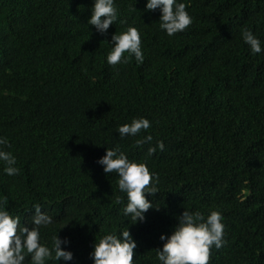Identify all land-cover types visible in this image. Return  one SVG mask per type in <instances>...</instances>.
<instances>
[{"label": "trees", "instance_id": "1", "mask_svg": "<svg viewBox=\"0 0 264 264\" xmlns=\"http://www.w3.org/2000/svg\"><path fill=\"white\" fill-rule=\"evenodd\" d=\"M184 2L192 23L168 36L158 10L140 11L145 0H116L144 60L110 65L105 39L123 25L107 36L88 25L92 0H0V136L19 168L9 176L0 162V202L22 222L40 204L54 219L44 240L60 228L71 240L68 264H92L91 241L125 224L134 264H160L159 235L183 208L222 213L208 264H264V51L241 36L248 28L264 46V0ZM139 116L151 127L120 137ZM157 141L164 149L147 155ZM116 145L158 174L143 223L123 216L117 177L96 163Z\"/></svg>", "mask_w": 264, "mask_h": 264}, {"label": "clouds", "instance_id": "2", "mask_svg": "<svg viewBox=\"0 0 264 264\" xmlns=\"http://www.w3.org/2000/svg\"><path fill=\"white\" fill-rule=\"evenodd\" d=\"M157 10L159 28L168 36L182 32L192 23V16L187 11L184 0H145L144 8L140 11ZM90 13L87 24L94 26L101 35L107 36L109 26L117 21L123 25L120 31L111 33L110 39H105L110 45L105 57L108 64L127 63L133 56L136 63L143 62L141 32L134 24L120 19L116 0H92ZM241 36L251 53L264 51L260 38L250 29L243 28ZM150 127L151 121L139 116L118 125L117 132L122 138L135 137L142 129ZM151 140V134H147L136 139L135 144L142 146ZM8 144L7 138L0 136L3 172L13 176L18 174L19 168L16 166V156L5 150L4 146ZM157 147L163 150V141H157L156 146L150 145L147 155L155 152ZM96 163L102 166L105 174H115L117 177V187L126 196V202L125 196L116 197L117 203L123 204V216L129 217L134 223H143L145 213L154 208L153 200L148 199V196L159 192L158 174L150 171L146 160L130 158L119 145L106 147L105 153ZM41 209L40 204H33L30 208L34 210L33 214L22 222L19 215L0 202V264H48L49 261L53 264H68L74 260V253L69 248L70 238L58 235L61 228L52 231L47 241L42 237V229L53 225L54 219L46 210ZM175 219L176 223L171 230L159 235L162 243L155 248V252L160 264H208L210 249L213 246L220 248L224 243L225 225L222 213L211 209L205 214L199 210L183 208ZM125 225L119 232L106 231L91 241L89 257L92 264H134L133 250L137 247V242L131 235L128 224Z\"/></svg>", "mask_w": 264, "mask_h": 264}]
</instances>
